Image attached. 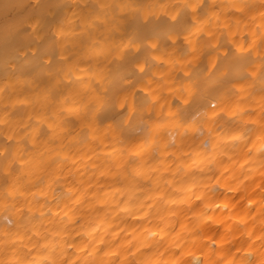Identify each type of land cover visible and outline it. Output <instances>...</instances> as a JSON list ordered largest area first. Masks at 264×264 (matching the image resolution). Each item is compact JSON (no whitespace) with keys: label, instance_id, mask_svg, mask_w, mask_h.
Returning a JSON list of instances; mask_svg holds the SVG:
<instances>
[{"label":"clouds","instance_id":"obj_1","mask_svg":"<svg viewBox=\"0 0 264 264\" xmlns=\"http://www.w3.org/2000/svg\"><path fill=\"white\" fill-rule=\"evenodd\" d=\"M0 264H264V0H0Z\"/></svg>","mask_w":264,"mask_h":264}]
</instances>
